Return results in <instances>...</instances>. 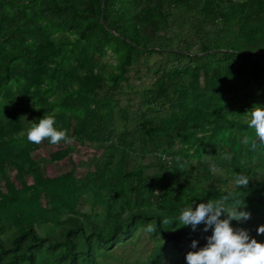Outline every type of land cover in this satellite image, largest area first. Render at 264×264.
<instances>
[{
  "label": "trees",
  "instance_id": "trees-1",
  "mask_svg": "<svg viewBox=\"0 0 264 264\" xmlns=\"http://www.w3.org/2000/svg\"><path fill=\"white\" fill-rule=\"evenodd\" d=\"M107 47L114 67L98 62ZM142 69L149 86L132 82ZM256 103L264 0H0V264H129L113 251L150 225L157 242L139 263L187 264L192 239L202 246L210 230L162 219L192 200L244 203L253 215L233 225L264 240V141L243 109ZM32 113L68 132L54 161L75 138L103 150L95 170L81 182L74 167L48 177L26 136Z\"/></svg>",
  "mask_w": 264,
  "mask_h": 264
},
{
  "label": "clouds",
  "instance_id": "clouds-1",
  "mask_svg": "<svg viewBox=\"0 0 264 264\" xmlns=\"http://www.w3.org/2000/svg\"><path fill=\"white\" fill-rule=\"evenodd\" d=\"M33 121L27 129V138L33 142L48 138L49 143L58 144L68 138L66 129L55 126V116L44 114L38 121ZM246 122L256 139L264 141V103H256L248 110ZM249 179V176L237 177V183L246 185ZM243 204L207 199L194 206L192 200L177 215L162 219V224H170L171 228L177 224L191 225L193 229L203 225L204 232L209 233L210 230L202 246L198 247V240L192 239L191 248L186 252L187 264H264V240L251 235L246 227H236L232 223L233 219L246 221L251 218V212L240 207ZM149 230H152L151 225ZM256 231L264 234V223Z\"/></svg>",
  "mask_w": 264,
  "mask_h": 264
},
{
  "label": "rangeland",
  "instance_id": "rangeland-1",
  "mask_svg": "<svg viewBox=\"0 0 264 264\" xmlns=\"http://www.w3.org/2000/svg\"><path fill=\"white\" fill-rule=\"evenodd\" d=\"M100 58H98V62L108 67H114L117 64L116 53L110 48L107 47L100 51ZM151 61L155 59L154 57H149ZM132 75V82H134L137 86H149L152 82L153 78L149 74H147L145 69L141 70V73ZM251 102V99L248 100ZM244 115L247 119V113L250 109V105H244ZM34 114L32 113L27 117V123H31L34 119ZM26 132V130H23ZM203 133L199 132L198 135H202ZM27 136V134H26ZM70 155L64 159L62 162H56L52 159V154L56 151L60 150L62 144H51L49 143L48 138H44L41 142H39V149L34 153V157L37 158L40 167L45 172L48 177H54L61 173H65L67 170L71 168H75V176L78 178V181L81 182L88 173L92 172L96 168L95 160L100 157L103 150L98 148L95 144L91 142H87L85 144L81 143L78 139H70L68 141ZM179 146H184L185 149L190 153L193 158V163L198 166V159L200 158L199 153L195 152L194 147L189 144H179ZM163 158L167 161H171V155L164 154ZM155 158L152 155H147L140 159L141 164L145 166H150L147 168L148 171L152 172L154 170L153 162H155ZM8 176L18 183L16 179L17 170L15 167L8 166L7 169ZM215 174H221V169L215 167ZM262 172H257L255 177L258 181L263 182ZM29 183H33L34 179L32 176H28L27 178ZM232 185H235V182H231ZM2 185V183H0ZM195 206V204H194ZM82 209H90L91 202L90 200L82 201L80 204ZM259 209V208H257ZM253 214H251L252 216ZM259 215L263 216L264 211L260 212ZM257 216L260 217V216ZM243 224H247V222L240 221ZM157 239L152 237V233L148 230H141L137 232V235L133 238L127 239V244L123 248H117L113 252L116 256H120V253L125 252L128 256H131L129 260V264H141L139 262L144 261L148 254H150L156 245ZM112 264H119L118 261L112 260Z\"/></svg>",
  "mask_w": 264,
  "mask_h": 264
}]
</instances>
